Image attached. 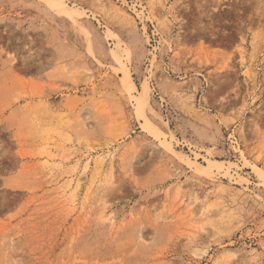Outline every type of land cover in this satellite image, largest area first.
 Returning a JSON list of instances; mask_svg holds the SVG:
<instances>
[{"label":"rangeland","instance_id":"374dc122","mask_svg":"<svg viewBox=\"0 0 264 264\" xmlns=\"http://www.w3.org/2000/svg\"><path fill=\"white\" fill-rule=\"evenodd\" d=\"M0 264H264V0H0Z\"/></svg>","mask_w":264,"mask_h":264}]
</instances>
